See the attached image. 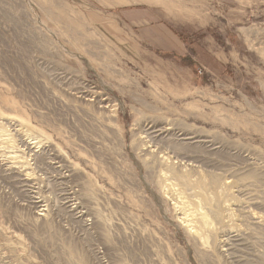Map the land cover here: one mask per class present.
Returning <instances> with one entry per match:
<instances>
[{"label":"rangeland","instance_id":"374dc122","mask_svg":"<svg viewBox=\"0 0 264 264\" xmlns=\"http://www.w3.org/2000/svg\"><path fill=\"white\" fill-rule=\"evenodd\" d=\"M0 262L264 264V0H0Z\"/></svg>","mask_w":264,"mask_h":264},{"label":"bare ground","instance_id":"6f19581e","mask_svg":"<svg viewBox=\"0 0 264 264\" xmlns=\"http://www.w3.org/2000/svg\"><path fill=\"white\" fill-rule=\"evenodd\" d=\"M22 145L23 146H26V147H28L29 148V146H30V143H28V142H22ZM38 203V202H37ZM0 264H2L1 262H0Z\"/></svg>","mask_w":264,"mask_h":264}]
</instances>
